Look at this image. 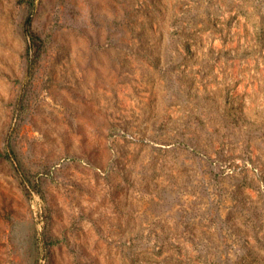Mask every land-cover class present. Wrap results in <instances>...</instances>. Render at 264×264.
Listing matches in <instances>:
<instances>
[{"label": "rangeland", "instance_id": "rangeland-1", "mask_svg": "<svg viewBox=\"0 0 264 264\" xmlns=\"http://www.w3.org/2000/svg\"><path fill=\"white\" fill-rule=\"evenodd\" d=\"M0 264H264V0H0Z\"/></svg>", "mask_w": 264, "mask_h": 264}, {"label": "trees", "instance_id": "trees-1", "mask_svg": "<svg viewBox=\"0 0 264 264\" xmlns=\"http://www.w3.org/2000/svg\"><path fill=\"white\" fill-rule=\"evenodd\" d=\"M28 24H29V22H28ZM25 30H26L27 34L30 36V38H31L30 44L28 46V48L30 50V49L34 48V44L38 41L39 38L31 31L29 25H28V27H26Z\"/></svg>", "mask_w": 264, "mask_h": 264}]
</instances>
